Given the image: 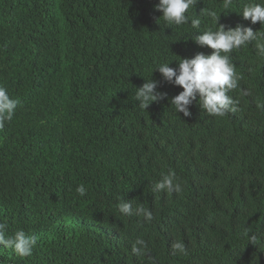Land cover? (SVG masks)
<instances>
[{
	"label": "trees",
	"instance_id": "16d2710c",
	"mask_svg": "<svg viewBox=\"0 0 264 264\" xmlns=\"http://www.w3.org/2000/svg\"><path fill=\"white\" fill-rule=\"evenodd\" d=\"M158 2L0 0V86L20 101L0 127V222L38 237L28 258L0 245V264H152L132 253L137 238L155 264H264V243L241 235L264 231V58L255 42L231 54L237 112L210 116L194 102L185 118L169 102L182 89L155 66L212 50L190 25L157 23ZM251 2L199 0L194 11L260 31L238 14ZM151 78L169 99L140 109L136 89ZM170 170L182 191H153ZM121 197L153 219L120 214Z\"/></svg>",
	"mask_w": 264,
	"mask_h": 264
},
{
	"label": "clouds",
	"instance_id": "9594fccd",
	"mask_svg": "<svg viewBox=\"0 0 264 264\" xmlns=\"http://www.w3.org/2000/svg\"><path fill=\"white\" fill-rule=\"evenodd\" d=\"M222 2L225 10L230 9L233 4V0H222ZM198 3L199 0H159L155 10L163 15L157 23L163 20L169 26L190 25L196 30L191 40L200 48L211 49V53L200 52L192 58L177 56L178 60L158 63L154 71H159L165 83L182 89L178 95L169 100L171 107H174L177 113H182L185 118L191 117L190 109L195 102L201 111L208 115L223 117L229 112L234 113L239 110V100L229 94L239 88L240 80L231 54L255 42L256 56L264 58V0L258 3H246L242 11L238 13L252 25L259 23L262 26L260 31L241 25L232 28L220 24L221 15L210 8H204L197 14L194 10ZM202 18L210 19L212 26L201 30ZM173 61L178 63V67H170ZM145 81L135 92V101L138 102L140 109L147 110L153 103L169 99L166 92L159 90L161 87L159 81L152 78ZM241 92L245 96L252 94L249 89H242ZM19 104V99L10 97L7 88L0 86V127L13 120ZM257 107L264 109V103L258 101ZM153 191L179 194L182 186L177 181L175 171L170 170L167 174H163L162 179L154 184ZM76 192L81 197L87 195L84 184L78 185ZM117 208L124 216H143L148 221L153 219V214L148 208L142 204L134 206L131 201L123 197L120 198ZM241 235L248 240V244L256 246L264 243V231L259 229L254 231L251 227L245 226ZM37 243V236L30 235L23 229L9 234L8 224L0 222V245L12 249L17 256L31 257ZM171 247L174 251L187 255L186 246L182 241H174ZM131 251L137 256L147 255L152 260V264H155V259L151 257L144 239L137 238Z\"/></svg>",
	"mask_w": 264,
	"mask_h": 264
}]
</instances>
